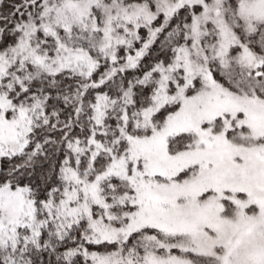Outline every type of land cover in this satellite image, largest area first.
Instances as JSON below:
<instances>
[{"label":"snow or ice","instance_id":"snow-or-ice-1","mask_svg":"<svg viewBox=\"0 0 264 264\" xmlns=\"http://www.w3.org/2000/svg\"><path fill=\"white\" fill-rule=\"evenodd\" d=\"M0 264H264V0H0Z\"/></svg>","mask_w":264,"mask_h":264}]
</instances>
